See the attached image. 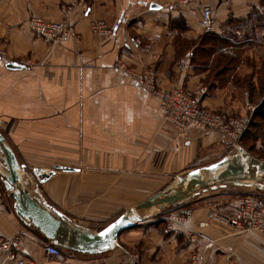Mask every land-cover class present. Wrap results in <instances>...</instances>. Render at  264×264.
I'll list each match as a JSON object with an SVG mask.
<instances>
[{
  "label": "crops",
  "instance_id": "1",
  "mask_svg": "<svg viewBox=\"0 0 264 264\" xmlns=\"http://www.w3.org/2000/svg\"><path fill=\"white\" fill-rule=\"evenodd\" d=\"M200 4L211 10L210 30L200 25L199 9L190 12L180 0H0V133L18 165L29 167L19 173L31 196L71 223L99 231L156 193L152 181L161 184L236 152L239 141L232 144L215 131L186 126L178 132L163 119L157 99L115 68L117 61L150 67L164 89L205 85V107L230 118L251 116L256 87L254 77L244 79L246 62L224 66L209 81L218 55L233 61V46L213 49L202 37L222 35L229 22L247 21L253 13L264 16V0ZM32 15L67 22L71 37L64 44L36 37L27 26ZM97 19L111 26V36L90 31ZM9 62L24 68L8 69ZM55 165L76 171L55 170L43 181L41 173ZM4 174L0 154V240L17 236L22 255L39 264H264L258 235L210 224L202 230L211 239L206 242L180 226L159 231L150 218L120 234L111 249L88 254L61 248V256L50 259L44 238L17 217L2 186ZM231 186L244 187L207 189ZM240 197L228 195L220 210L230 214ZM201 208L193 210L188 229L199 230L212 207ZM0 264L15 263L0 257Z\"/></svg>",
  "mask_w": 264,
  "mask_h": 264
},
{
  "label": "built area",
  "instance_id": "2",
  "mask_svg": "<svg viewBox=\"0 0 264 264\" xmlns=\"http://www.w3.org/2000/svg\"><path fill=\"white\" fill-rule=\"evenodd\" d=\"M190 12H200V25L204 30H210L212 16L210 8L201 6L200 0H180ZM29 31L36 37L50 44H64L72 35V26L63 20H48L39 15L28 18ZM90 31L94 35L111 36L112 28L104 20L97 19L90 23ZM2 56V52H0ZM115 68L128 74L137 85L157 99L163 119L181 132L186 126H194L215 131L229 141H237L243 132L247 121L242 118H230L225 113L210 109L202 104L207 94V87L185 85L172 88H161L157 82L155 70L150 67L133 69L121 61L115 63ZM192 212L186 209L170 213L166 217L167 230L175 227L186 228V233L197 239L211 242L210 237L202 230L210 224H219L237 228L240 231L253 230L264 238V197L245 195L238 199L234 211L230 214L210 208L204 218L197 224L199 230L187 228ZM48 258L61 256V248L55 244L46 243L43 247ZM0 257L14 261L15 264H39L34 258L22 255L19 238H3L0 240Z\"/></svg>",
  "mask_w": 264,
  "mask_h": 264
},
{
  "label": "water",
  "instance_id": "3",
  "mask_svg": "<svg viewBox=\"0 0 264 264\" xmlns=\"http://www.w3.org/2000/svg\"><path fill=\"white\" fill-rule=\"evenodd\" d=\"M152 9L159 8L151 4ZM8 69H23L24 66L16 62L6 64ZM0 154L6 169L4 187L14 200L13 208L17 217L37 231L47 243L55 244L63 249L80 253L97 254L113 248L117 238L124 231L134 228L137 223L148 218L151 211L161 209L171 203L179 201L192 192L217 184L225 186L254 187L260 189L264 180V160L253 157L245 149L238 146L236 152L230 156H223L219 160L207 165L182 171L175 179V183L159 191L137 204L134 208L121 213L115 220L99 231L82 228L71 223L61 212L50 208L37 197L31 196L24 187L20 176L23 165H18L11 149L5 144L0 133ZM55 170L76 171V169L55 165L48 172L41 173L42 180H47ZM39 170L34 169L37 173ZM121 218H123L121 220ZM121 220L110 232L100 235L109 225Z\"/></svg>",
  "mask_w": 264,
  "mask_h": 264
},
{
  "label": "rangeland",
  "instance_id": "4",
  "mask_svg": "<svg viewBox=\"0 0 264 264\" xmlns=\"http://www.w3.org/2000/svg\"><path fill=\"white\" fill-rule=\"evenodd\" d=\"M202 42H209L213 49H217L221 45L233 46V61H230L229 56L218 55L211 66V75L208 78L209 81L212 80L213 73L218 72V70H221L224 66L233 67L236 64L237 60H243L244 62H246V72L244 73L245 81L251 77L255 78L253 83L255 86H253L256 87L254 91V102L256 104L253 114L251 116H241L240 114L234 115L237 116V118L240 117L247 121L243 132L237 138V141H239V145H237V147L240 146L248 153H250L253 157L264 160V16L253 13L251 18H249V20L247 21L239 23L229 22L223 28L222 35H215L214 33L210 32L203 35ZM248 51H252L254 53V57H249L247 53ZM243 55L246 57H243L242 59ZM224 75L228 74L225 73ZM252 78L251 80L249 79L250 82H252ZM229 142H231L232 144L235 143L234 141ZM207 164L210 163L204 161L196 165H198L197 167H199ZM23 166V171H28L29 167L26 164H23ZM30 171L32 172V169ZM177 174L179 175L180 173L178 172L176 173V175ZM176 177L166 182H162L161 184H157L152 181L151 185L153 192L157 193L166 189L168 186L175 183ZM261 184L262 187L260 189H256L254 187L239 188L233 186L227 189H216L214 191L207 188L206 190L203 189L204 191L202 189H199L197 190V192H200V195L195 196V193L192 192L179 201L171 203L161 209L151 211L148 215V219L150 218V222L152 224H157L160 231V229L162 230L163 228L167 229L166 217L170 213L178 210L186 209L193 212V210L202 209L201 207H205V205L210 204L211 207L217 209L219 212L225 213L224 210H220V207L225 206L224 200L227 199L228 195L232 196L238 194L241 197L245 195H253L263 198L264 180L261 181ZM156 185H158V187H156ZM2 186L4 187V184H2ZM152 195L148 196V198ZM212 197L220 198V200H216L214 198L211 199ZM219 226L229 227L224 225ZM131 229L127 231H130ZM247 233L255 234L260 238H263L258 232L253 230H249L248 232H246V234Z\"/></svg>",
  "mask_w": 264,
  "mask_h": 264
},
{
  "label": "snow or ice",
  "instance_id": "5",
  "mask_svg": "<svg viewBox=\"0 0 264 264\" xmlns=\"http://www.w3.org/2000/svg\"><path fill=\"white\" fill-rule=\"evenodd\" d=\"M123 218H121L122 220ZM121 220L116 221L115 224L109 225L103 232L100 233V235H105L106 233L110 232L113 228L117 226V224L121 223Z\"/></svg>",
  "mask_w": 264,
  "mask_h": 264
},
{
  "label": "trees",
  "instance_id": "6",
  "mask_svg": "<svg viewBox=\"0 0 264 264\" xmlns=\"http://www.w3.org/2000/svg\"><path fill=\"white\" fill-rule=\"evenodd\" d=\"M256 115V114H255Z\"/></svg>",
  "mask_w": 264,
  "mask_h": 264
}]
</instances>
